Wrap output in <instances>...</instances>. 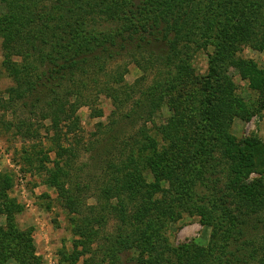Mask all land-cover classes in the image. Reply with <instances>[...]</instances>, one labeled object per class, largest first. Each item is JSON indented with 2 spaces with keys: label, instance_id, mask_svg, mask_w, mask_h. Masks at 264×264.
I'll list each match as a JSON object with an SVG mask.
<instances>
[{
  "label": "trees",
  "instance_id": "16d2710c",
  "mask_svg": "<svg viewBox=\"0 0 264 264\" xmlns=\"http://www.w3.org/2000/svg\"><path fill=\"white\" fill-rule=\"evenodd\" d=\"M0 40L13 82L0 109L40 121L6 129L38 142L44 130L51 147L33 145L21 162L46 174L73 217L77 238L62 264H264V144L232 133L264 110V68L241 57L264 52V0H0ZM210 47L197 77L196 56ZM123 57L129 63L109 69ZM131 64L142 73L133 85ZM234 74L260 99L241 97ZM100 96L114 111L76 175L78 149L66 144L82 130L79 110ZM164 105L172 115L158 126ZM14 185L0 173V264H42L34 228L17 225ZM187 215L213 229L208 247L168 243L166 229ZM110 219L115 230L102 233Z\"/></svg>",
  "mask_w": 264,
  "mask_h": 264
},
{
  "label": "rangeland",
  "instance_id": "374dc122",
  "mask_svg": "<svg viewBox=\"0 0 264 264\" xmlns=\"http://www.w3.org/2000/svg\"><path fill=\"white\" fill-rule=\"evenodd\" d=\"M111 28V27H110ZM108 27L100 28L103 31L110 30ZM214 51L210 47L208 51L199 53L194 62V68L197 77H202L207 74L209 55ZM241 57L252 59L261 67L264 68V52L254 51L246 48ZM3 54L0 40V98H7V90L13 85L12 80L7 76L3 66ZM129 63L127 58H120L109 65V69L113 70L117 65H125ZM142 77L139 68L131 64L128 66V73L125 80L129 85H133ZM152 77L147 81L146 86L151 82ZM234 81L239 85V94L247 101H257L260 99L258 93H254L249 89V82L243 81L238 74H234ZM197 94V90L194 91ZM124 110H129L130 106L126 105ZM103 111L102 118H92L97 111ZM114 111V105L110 99L100 96L97 102L90 106H84L79 110L81 118L82 130L75 138L74 135L69 136L70 142L66 145L73 144L78 149V160H75V167L72 169L74 174H78L77 168L81 163L87 161L88 149L94 141L103 140L105 127L109 125V119ZM172 115L171 110L167 105H164L159 113L154 117L156 125H164L167 119ZM16 118L28 119L30 123L35 125L37 129L40 125L38 117L29 114V111L17 110L15 116L5 113L0 109V173H10L14 176L15 185L9 195L15 199L22 207V211L16 216L17 225L26 230L34 228V243L37 248V255L41 258L42 264H62L59 256L60 251H73V242L77 238L72 233V215L66 210L58 198V193L52 186L45 183L47 178L44 172H36L30 170L28 166L21 162L23 151L29 150L31 146L40 145L47 150L51 147L46 135L38 140L28 141L17 136L13 131H8L5 126V121H15ZM45 127H49V122H42ZM99 123H103L105 127H98ZM152 126V125H151ZM150 126V127H151ZM232 133L238 139L258 138L264 144V110L260 115L254 116L250 121L236 120ZM81 139V143L75 141ZM51 159H55V153H51ZM90 157V156H89ZM50 164L48 167H52ZM93 198H88L89 205H95ZM2 223L5 225V219L2 218ZM118 221L110 219L102 233H112L115 230ZM213 234L211 227L203 226L198 217L184 216L182 220L176 224H172L166 229V237L168 243L172 247L184 245L188 243H196L202 247H208ZM96 249V246H94ZM88 256L87 258H90ZM100 255H95L96 261H99ZM5 264H17L15 260H8ZM64 264H70L64 263ZM77 264H83L82 261Z\"/></svg>",
  "mask_w": 264,
  "mask_h": 264
}]
</instances>
